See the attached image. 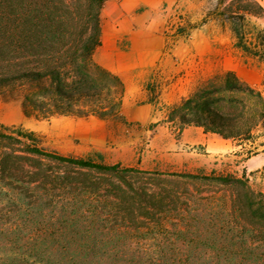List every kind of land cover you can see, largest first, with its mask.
Returning a JSON list of instances; mask_svg holds the SVG:
<instances>
[{"label": "trees", "instance_id": "trees-1", "mask_svg": "<svg viewBox=\"0 0 264 264\" xmlns=\"http://www.w3.org/2000/svg\"><path fill=\"white\" fill-rule=\"evenodd\" d=\"M106 1L0 0V92L23 88L26 117L93 116L109 120L120 116L124 82L94 57L101 45L100 15ZM224 3L218 0L219 6ZM226 14L231 16L235 47L264 64V28L246 29L247 18L264 17V7L257 0H232L223 11ZM235 19L242 23L237 24ZM168 119L178 120L181 128L193 125L241 145L264 129V92L240 80L233 71H226L220 84L212 80L193 96L171 106ZM33 136L34 132L22 129L12 134L0 125V264H178L166 262L175 255L50 245L85 242L84 237L65 234L67 226L80 223V216L59 215L55 234L49 233L53 223L46 218L44 206H58L52 197L54 191L63 193V209L82 214L85 207L95 208V214L102 209L136 230L164 226L170 219L166 204L177 199L166 201L160 193L129 181L130 173H147L59 155L24 141ZM29 155L94 171L105 176L106 182L52 176L40 166L31 165ZM169 177L228 189L233 213L264 234V192L251 186L245 171L241 177L196 173Z\"/></svg>", "mask_w": 264, "mask_h": 264}, {"label": "rangeland", "instance_id": "rangeland-1", "mask_svg": "<svg viewBox=\"0 0 264 264\" xmlns=\"http://www.w3.org/2000/svg\"><path fill=\"white\" fill-rule=\"evenodd\" d=\"M231 1L224 0L221 6L218 0L164 2L162 19L168 24L159 60L142 91L126 92L125 88L118 118L26 117L23 88L0 92V125L8 127L12 134L19 129L34 132L33 137L24 140L27 144L63 156L90 158L147 173H130L129 181L160 193L166 201L177 199L166 204L170 219L164 226L148 225L136 230L102 209L100 214L88 207L83 208V214L63 209V193L54 191L52 197L58 206H44L46 218L53 223L49 233L55 234L59 215L80 216V223L67 226L65 234L84 237L85 242L50 245L175 255L176 259L174 256L166 262L178 264H264V234L237 218L228 189L169 177L181 173L241 177L245 171L251 186L264 192V129L255 133L253 140L238 145L193 125L181 128L178 120L168 119L172 104L193 96L212 80L220 84L226 71H233L240 80L264 92V64L235 47L231 16L223 15ZM257 1L264 7V0ZM110 3L120 4L123 0H108L103 8ZM108 19L112 17L101 13V23ZM235 22L242 23L238 19ZM247 22L246 29L250 31L254 26L264 28V17H249ZM29 158L31 165L40 166L52 176L106 182L105 176L94 171L34 155Z\"/></svg>", "mask_w": 264, "mask_h": 264}, {"label": "crops", "instance_id": "crops-1", "mask_svg": "<svg viewBox=\"0 0 264 264\" xmlns=\"http://www.w3.org/2000/svg\"><path fill=\"white\" fill-rule=\"evenodd\" d=\"M165 1L173 0H123L102 8V16L112 19L100 22L101 45L94 57L103 68L121 77L126 92L142 91L157 65L168 24L162 19ZM126 41L129 44L125 46Z\"/></svg>", "mask_w": 264, "mask_h": 264}]
</instances>
